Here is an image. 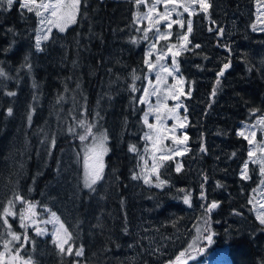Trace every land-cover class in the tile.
I'll list each match as a JSON object with an SVG mask.
<instances>
[{
  "label": "trees",
  "instance_id": "16d2710c",
  "mask_svg": "<svg viewBox=\"0 0 264 264\" xmlns=\"http://www.w3.org/2000/svg\"><path fill=\"white\" fill-rule=\"evenodd\" d=\"M210 3L207 18L204 13L192 17L189 40L199 49L177 58V75L191 95L180 98L183 107L177 112L181 118L187 116L188 126L175 134L187 135L188 140L177 146L165 139L162 147L165 152L178 147L187 151L160 169L161 179L167 181L162 189L132 178L133 173L147 174L153 163L152 143L143 138L150 131L142 120L148 105L139 104L138 98L148 80L156 79L144 64L147 41L137 31L135 16L141 9L135 0H82L77 22L63 33L53 31L42 51L34 46L33 13L25 10L22 15L18 3L0 10V68L8 77H0V201L19 191L26 199L46 205L74 233V246L84 247L81 258L61 256L50 234L30 236L34 245H25V257L31 255L36 264H72L77 259L81 264H124V245H140L132 227L148 211L181 233L155 257L144 249L142 264H168L186 250L196 256L188 264H258L264 259V232L248 203L253 197L264 202V187H258L262 178L256 165H249L251 179L241 180L250 146L237 135L264 114V32L252 31L254 23L260 27L256 0ZM211 24L213 34L208 32ZM219 28L225 30L223 36L217 35ZM181 31L186 32V26L183 30L174 26L170 42H176ZM133 38L138 42L132 43ZM226 62L230 67L217 85V72ZM166 64L171 66L169 61ZM134 75L139 79L133 80ZM167 79L168 85L176 84ZM148 99L156 104V96ZM251 109L260 112L253 116ZM77 119L95 124V131L108 137L104 172L94 190L83 186L81 149L91 137L79 139L84 130ZM149 122L157 124L154 115ZM173 123L164 119L167 128ZM260 140L264 133L257 131ZM129 145H135L137 152H129ZM202 184L205 199L200 195ZM185 192L191 193V206L183 202ZM212 201L219 206L210 214V226L218 235L210 250L197 255L187 247L196 240L197 228L204 227L201 205ZM12 222L22 231L18 220ZM169 225L167 231L172 230ZM198 244L205 246L203 241Z\"/></svg>",
  "mask_w": 264,
  "mask_h": 264
},
{
  "label": "snow or ice",
  "instance_id": "6c2138e0",
  "mask_svg": "<svg viewBox=\"0 0 264 264\" xmlns=\"http://www.w3.org/2000/svg\"><path fill=\"white\" fill-rule=\"evenodd\" d=\"M14 3L19 4V9L23 15V11L33 13L38 21V26L35 35V49L42 51V42L48 41L52 34L53 28L59 32H64L70 24L77 22V16L80 12L82 0H0V10H10ZM257 3V22L260 25L258 28L257 23L252 25V31L264 32V0H256ZM137 7L144 5L148 11L142 15H137L136 19H146L148 22L147 27L138 28L137 31L142 32L140 39L149 41V48L146 50L144 57V64L149 73L155 72V82L151 79L148 80V86L143 89V94L138 98L139 104H147L148 110L144 112L142 117L143 124L150 130L144 135V139L152 143V160L151 168L147 170V174L133 173V179H143L144 183L156 188H164L167 184L166 180L161 179L160 169L165 167V162L172 161L174 156H182L187 151L185 147L183 151L180 148L168 149L167 152L163 150L162 141L170 139L175 145H185L188 136L184 135L182 138L177 136L176 130L187 127V116L181 118L177 112L178 109L183 107L180 102L182 96H190L191 92L185 93L184 80L179 73V64L177 58L181 56L184 51L189 49V34L193 31V20L191 17L197 14L196 6H199V11L205 14L207 18L209 9L212 7L210 0H135ZM163 5V11L157 9V5ZM183 9V13H187L188 19L185 20L183 13L179 11ZM173 14L176 18L173 19ZM161 25L166 31L161 30ZM178 25L181 30L186 26L187 31L177 35L176 43H170V38L173 36V26ZM210 32L212 28L208 29ZM11 31V29H9ZM224 29L219 28L217 31L218 36H223ZM152 34V36H150ZM154 36V39H153ZM165 42L163 48H158L160 42ZM137 38L132 39V43H137ZM194 47L199 48L200 45ZM231 52V49H227ZM155 56V60L151 57ZM171 57V66L164 63V61ZM25 64H27V57H25ZM230 63L226 62L222 68L217 72L216 84L219 85L220 77H222ZM0 77L8 78L3 68H0ZM168 77L176 81V84L168 85ZM147 79V77H145ZM139 77L133 76V80ZM131 91H137L135 85L131 86ZM7 95H15L13 92H8ZM215 95V88L213 90ZM150 96H156V104L153 105L149 102ZM173 100L176 103L170 106L167 101ZM187 111V109H185ZM260 112V109H251L250 115L255 116ZM9 116L12 115V109L7 110ZM83 115V113H81ZM154 115L157 124L149 122V116ZM174 120L175 123L171 128H167L164 124V119ZM31 120V113L28 116ZM77 126L84 130V134L79 135V139L83 142L91 137V144L86 147L84 157V181L83 186L89 190H94V185L102 179L104 163L103 156L107 153L106 147L107 135L103 132H96V125L88 123L84 119H77ZM257 131L264 133V114L257 116L255 123L245 124L244 128L237 132V135L247 141L250 146L247 152L248 159L242 165L240 178L241 180L251 179L250 164L258 167L259 176L262 178L258 187H264V140L257 141ZM69 132H75V128H69ZM167 133H172L168 135ZM53 145L55 140L52 141ZM129 152H137L135 145H129ZM148 151V148H145ZM201 151H205L201 147ZM159 153V155H157ZM93 160V164L89 165V160ZM144 159V157H141ZM159 161V162H157ZM147 161H145V164ZM176 171H181V165L177 163ZM144 170H142V173ZM152 177H155L153 181ZM206 179V178H205ZM204 185H201V198L205 199ZM31 190V189H30ZM180 191H184L181 189ZM257 189H253L256 192ZM264 196V192L261 193ZM191 193L185 192L183 202L191 206L190 202ZM255 198H250L248 203L253 205L255 211V220L260 226L259 230L264 232V202L255 201ZM19 206V207H18ZM218 202L212 201L206 205H201L204 209L205 218L203 219V228H197L198 236L196 240L188 245V249H192L197 255H203L214 244L218 233L214 232L211 228L210 214L218 207ZM38 207H43V212L48 213L47 218H43L42 213L38 211ZM19 222V229L17 231L12 221ZM52 225V230L46 225ZM29 229H32L36 236L51 235L52 243L61 256H75L81 258L84 256V247L74 246V233L69 230L64 221L56 212L52 211L46 205H38L37 202L26 199L19 191H14L6 202L0 201V264H36L31 255L25 257V245L34 241L29 235ZM125 231H127L125 229ZM203 241L205 246H200L198 242ZM196 256L189 253L187 250L182 251L175 257V260H170L168 264H188L189 260L195 259ZM72 264H81L79 259L72 261ZM258 264H264V259H261Z\"/></svg>",
  "mask_w": 264,
  "mask_h": 264
},
{
  "label": "rangeland",
  "instance_id": "374dc122",
  "mask_svg": "<svg viewBox=\"0 0 264 264\" xmlns=\"http://www.w3.org/2000/svg\"><path fill=\"white\" fill-rule=\"evenodd\" d=\"M148 3L149 4L152 3V0H148ZM139 8L141 9V11H138L136 13L135 22H136V25L138 28H144V27H147V25H148L147 20L146 19H136V17H137V15H142L143 13L147 12L148 8L145 7L144 5H140ZM157 9L159 11H163V5L162 4L157 5ZM179 11L183 13V9H179ZM196 11H197V14L202 13L199 11L198 5L196 6ZM185 15H187V13H183L184 19H185ZM175 18H176V16H175V14H173V19H175ZM191 19H192V17H191ZM208 22H209V19H207V23ZM71 25L72 24H70L69 26H71ZM37 26H38V21H37ZM37 26H36V29H37ZM174 26L177 28V30H181L178 25H174ZM209 28H212L213 30L211 32L208 30V32L210 34H213L214 30H215L214 24H211V26ZM161 30L166 31L167 29H165L163 27V25H161ZM53 31L59 32L55 28H53ZM172 32H173V29H172ZM59 33H61V32H59ZM140 33H142V32L140 31ZM35 35H36V30H35ZM150 36H152V34H150ZM153 39H154V36H153ZM34 40H35V38H34ZM176 41H177V38H176ZM170 43H176V42H170ZM195 45L196 44L190 43L188 46L190 50H187V51L192 52L194 50L199 49V48L194 47ZM164 46H165V42H163V41H161L160 44L157 45L158 48H163ZM148 48H149V41H147V45H146L145 50H144V57H145L146 50H148ZM151 59L155 60V56L151 57ZM168 61L171 63V57H168L164 61V63L166 64ZM90 144H91V141L87 144H84L82 149H81L80 167H81L83 181H84V171H85V169H84L85 151H86V147ZM106 147L108 148L107 143H106ZM107 153H108V151H107ZM107 153L104 154V156H103L104 168H105V158L107 156ZM92 164H93V160L90 159L89 165L91 166ZM191 169L193 170V167H191ZM103 172H104V170H103ZM6 182H9V184H10L9 178ZM173 186L175 187V185H173ZM1 194H2V192H0V198H1ZM161 196L164 197L166 195L163 192V193H161ZM38 210L42 213L43 218L46 219L48 216V213L43 212L42 208H40ZM168 223L170 224L168 227L172 228V230H169V231L166 230V225ZM168 223L165 220H161L160 217H156V215H153V216L150 215V212H148V211L144 212L143 215L140 214V216L138 217V220L135 221L134 227H132L133 228V234L137 237L138 241L140 242V245H138L136 242L126 243L124 245V250H123V255H122L123 259H121V261L124 264H142L144 261L143 260L144 259L143 254H145L146 252L151 257H155V255H157V253H159L165 247H167L169 245V243H172L174 241L176 242L178 240L177 236L179 235V233H181V230L180 231H173V227H174L173 224H171V222H168ZM18 225H19V222H18ZM46 227L49 229V233H50L52 230V225L49 224V225H46ZM176 229H177V227H176ZM28 231H29L31 237L36 236L32 229H29ZM45 236L46 235L37 236V237L44 238ZM144 249L146 250V252ZM187 249H188V247H187ZM143 252H145V253H143Z\"/></svg>",
  "mask_w": 264,
  "mask_h": 264
},
{
  "label": "bare ground",
  "instance_id": "6f19581e",
  "mask_svg": "<svg viewBox=\"0 0 264 264\" xmlns=\"http://www.w3.org/2000/svg\"><path fill=\"white\" fill-rule=\"evenodd\" d=\"M109 263V262H108Z\"/></svg>",
  "mask_w": 264,
  "mask_h": 264
}]
</instances>
